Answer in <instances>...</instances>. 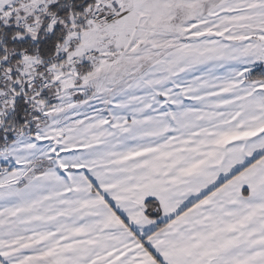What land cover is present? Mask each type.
Wrapping results in <instances>:
<instances>
[{
  "label": "snow or ice",
  "instance_id": "obj_1",
  "mask_svg": "<svg viewBox=\"0 0 264 264\" xmlns=\"http://www.w3.org/2000/svg\"><path fill=\"white\" fill-rule=\"evenodd\" d=\"M0 264H264V0H0Z\"/></svg>",
  "mask_w": 264,
  "mask_h": 264
}]
</instances>
